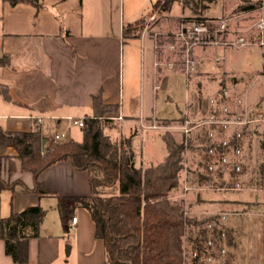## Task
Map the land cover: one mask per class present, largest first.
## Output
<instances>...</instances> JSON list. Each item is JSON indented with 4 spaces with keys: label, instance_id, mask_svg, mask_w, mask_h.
Instances as JSON below:
<instances>
[{
    "label": "crops",
    "instance_id": "obj_1",
    "mask_svg": "<svg viewBox=\"0 0 264 264\" xmlns=\"http://www.w3.org/2000/svg\"><path fill=\"white\" fill-rule=\"evenodd\" d=\"M215 1L209 0L205 6ZM219 1L215 13L204 15L201 12V15L217 17L230 11L229 0ZM140 3L141 0H133L134 10L129 6L126 13L124 0H40L37 10L29 3L11 6L12 15L6 21L3 19L0 25V55L10 54L9 66H0V83L8 87L10 96V100H5L0 95V126L19 131L39 129L46 137L47 147L56 132L63 131L67 137L71 119L92 114V98L101 92L104 103L117 105V111L106 116L120 120L118 133L123 137L130 136V145L132 130L158 132L157 129H147L143 122L151 124L153 120L166 118L156 115L155 105L158 89L167 85L168 72L163 75L157 67L159 54L155 40L146 28L138 36L124 37L122 32L125 24L141 17L134 16ZM243 3L241 1L234 6L239 11L237 30H244L246 37L253 40L257 37V30L255 26L246 28L245 23L256 8L239 9L245 5ZM166 13L156 16L151 22V31L154 29L158 34L176 31L178 19L187 11L176 17ZM124 16H127L126 19ZM262 40L261 47H264V33ZM126 41H132V44L129 43L125 49ZM253 46L257 45L219 48L217 53L220 57L224 56L221 65L226 73L247 75L246 78H249L246 97L247 101L254 102L245 101L243 107L251 116H256L264 113V88L255 92L258 80L253 75L260 76L256 72L264 66V48L261 50L260 67L248 69L240 66L230 70L224 59L228 51ZM202 55V71L212 69L210 66L213 64L209 65L211 50ZM124 61L127 62L126 68ZM197 84V91L200 92L201 82ZM207 106L209 109L208 103ZM118 115L121 118H115ZM36 117H40V121ZM258 129L263 131L261 138L264 141V122L258 124ZM257 136L252 139L254 155L250 171L243 179L247 180L248 174L250 177L257 175L261 164L263 186L260 191L264 193V145L261 155H258ZM151 148L150 142L143 148L146 161L141 165L159 162L151 160ZM147 157L150 159L147 160ZM0 178L11 184L0 192L1 217L28 206L39 205L44 209L39 235L27 240V260L14 261L0 238V264H103L102 242L94 236L88 212L62 200V197L90 194L86 170L76 169L69 158L51 163L37 175V180L49 191L40 196L32 190L35 181L32 170L22 168L16 150L0 142ZM251 197L255 208H259L260 204L264 206V202ZM237 201L224 196L218 198L217 204L225 206ZM255 213L258 211H251L249 223L247 218L244 225L240 223L241 234L245 226L244 233L250 230V237L254 239V230L259 224ZM72 215L77 217L75 224L70 222Z\"/></svg>",
    "mask_w": 264,
    "mask_h": 264
},
{
    "label": "trees",
    "instance_id": "obj_2",
    "mask_svg": "<svg viewBox=\"0 0 264 264\" xmlns=\"http://www.w3.org/2000/svg\"><path fill=\"white\" fill-rule=\"evenodd\" d=\"M13 6L17 3H29L35 10L40 0H3ZM172 0H155L151 11L133 22L123 26V36H138L147 18L156 13L166 12ZM260 0H254L239 9L261 6ZM183 5V4H182ZM10 64V54L0 55V66ZM0 95L10 100L8 87L0 83ZM117 105L106 104L101 92L92 98V114L83 117L80 127L82 139L75 141L67 137L54 141L41 148L44 137L39 129L32 131L8 130L0 126V142L12 146L20 158L21 167L32 170L34 185L32 190L42 196L48 194L42 182L37 180L38 173L51 163L69 158L78 170H86L90 194L87 196L62 197L64 202L83 207L89 214L94 226V236L102 242L103 264H189L187 251L190 246L197 247L202 253L207 238L214 242L217 252L222 244L219 235L217 216H191L185 207L183 198L176 199L173 194L182 187L181 172L186 163L192 183L199 185L211 182L216 187H231L236 181H242L249 170V153L235 158L230 153V162L215 164L213 170L207 166L215 158L207 152L210 145H217L208 137L207 125L197 127L193 137L181 134L177 138L169 131H163L166 154L157 163L135 165L134 151L130 145V136L118 133L119 122L107 117L115 113ZM184 116L157 120L167 124L182 120ZM115 132V135L112 134ZM246 150H252L249 127L244 126ZM256 136L263 131L256 129ZM222 132H218V136ZM231 147L237 140L233 133L228 134ZM195 140V141H194ZM245 140L242 141L244 144ZM46 143V142H45ZM217 152L225 151L216 146ZM228 151V150H227ZM193 153L188 164L185 154ZM251 153V152H250ZM240 164L236 170L234 162ZM263 169L258 167V181L262 182ZM252 180H250L251 183ZM11 186L0 178V192ZM44 209L39 205L28 206L19 212H10L0 216V238L4 240L5 250L17 262L27 260V240L39 235V226ZM212 223L208 228L207 224ZM223 241L227 249L226 264H230L231 229L225 228ZM230 257V258H229ZM217 258V256H216ZM196 264H206L200 258Z\"/></svg>",
    "mask_w": 264,
    "mask_h": 264
},
{
    "label": "rangeland",
    "instance_id": "obj_3",
    "mask_svg": "<svg viewBox=\"0 0 264 264\" xmlns=\"http://www.w3.org/2000/svg\"><path fill=\"white\" fill-rule=\"evenodd\" d=\"M129 1L130 2H128V0H124L125 13L127 12V7L131 6L130 8L133 9V0ZM241 1L242 3L246 2L243 3L246 5L249 4L250 0H229L228 3L231 7L230 11L217 17H205L201 15V12L204 15L215 13L220 5L219 0L209 3V6H205L209 0H172L169 9L166 11L168 16H180L182 13L187 11L184 16L178 19V28L174 32L167 31V33L163 32L158 34L156 31H154V29L151 31V22L154 21L156 17L154 20L148 19L150 21H148L143 26L142 30L146 28L147 33L150 34L155 40L156 52L159 54L157 67L163 75L168 72L167 85L165 87H160V89L157 91L158 93L155 112L158 117L175 118L180 115H184L189 120H191V124L193 126L196 120L207 113L206 110H208V97L216 93L221 86H225L230 89L233 95L237 94L242 99V107L245 105V101L248 103L254 102L253 100L247 101L245 88L250 82L249 78H246L247 75L237 76L232 75L231 73H226L224 71V67H222L223 65H221L223 60L222 57L224 56L221 54L222 57H220L217 53L219 48L228 49L242 47L243 45L240 44H228L236 37L238 38V36H242L246 41H248L246 44H244V46L247 44H256L257 46L243 47L233 51H228L224 58L226 67L230 70H236V68H240V66L241 68L249 69L251 67H260L262 65L261 50L264 47H261L263 45L259 43V33L257 32V37L255 36V38L252 40L246 37L244 30H237L239 11L238 9L234 8V6ZM154 2L155 0H141L140 6L135 9L134 16L140 17L149 13ZM259 4L261 5V0ZM185 8H187V10ZM11 10V5L3 0H0V25L3 22V19L6 21L10 18L12 15V13L10 15ZM163 13L165 12H161L157 16H161ZM124 17L126 19L127 16ZM261 17L264 18V5L262 7H256L255 13L251 15L250 18H248V21L245 23V27L248 26L246 28H249L250 26H255V23ZM225 18L228 20L226 28L220 31L218 22L219 20ZM205 19H207L206 24L209 29V34L212 37L211 41L206 43L199 42L196 44H191L190 42H185L188 40L186 35L185 37H181L179 35L182 28H187V26H189L193 21L198 22ZM131 42L126 41L124 43L125 49L129 46V43L132 44ZM207 50H211V57L209 58V61L211 62L209 65H213L210 66L212 69L208 71H202V64L204 60L201 57L203 56L202 54H206ZM124 64V67L126 68L127 62L124 61ZM256 73H258L260 76L257 78L253 75V78L255 77L258 80L255 82V92H260L261 89L264 88V66L260 67ZM199 82H201L202 87L200 92L197 91V83ZM238 83H242L241 85L243 86L240 87L241 85ZM254 100H258V97ZM115 120L120 121L118 119ZM167 124H173V122H168ZM143 125L147 129L150 128L148 122H143ZM157 130L158 132L152 133L149 131L145 132L144 130L138 132H134L132 130V135L130 132H128V135H131V146L135 154V165L139 166L143 163V161H146L144 159L145 156H143V148H145L149 142L151 143L152 147L151 157H153V159L151 160L160 161L163 159L166 152L164 141L161 138V133L163 131L162 129ZM167 130L173 133L177 138L181 137V133L178 130ZM196 130L197 127H192L188 135L193 137ZM112 134L115 135V132H112ZM261 137L256 139V141H258L256 144L258 143L257 146L259 148L258 155H261V149H263L264 145V141ZM67 138L80 141L82 139L80 127L70 123V131L67 135ZM245 143L246 140L242 146V153H249V157L253 158L254 151L249 150L248 152V150H246ZM192 154L193 153L191 152H187L185 154L189 165H191L190 157ZM146 159L148 160L150 158L147 157ZM186 166V163H184V167ZM250 166L251 160L249 170ZM183 174L184 170L181 172V177ZM254 176L255 178L257 177L255 174ZM253 177H250L248 174L247 178L249 179V182L248 179L246 180L242 178V186L240 189L229 187L227 189L214 190L206 188H193L190 191L183 193V189L181 187L173 194L174 198L177 200L183 198L185 206L190 202V207L186 206L185 209L191 216L200 217L220 212L226 214L223 224L231 229L230 240L232 244L230 246V264H264V206L260 204V206H258L259 208H255V206H253L251 203V196H255V198L264 202V193L260 191L262 190L263 185L262 182L259 183L257 177L256 188H252L253 185L250 183V180H252ZM224 196L239 201H237L238 203H232L225 206L218 205V198H222ZM254 210L258 211L257 214L255 213V218L259 221V224L256 225V230H254V237L256 236L255 239L250 237V230L244 233L245 226L242 227V234V230L240 228V223H242L241 226L244 225L246 218L249 223V219L251 218L250 216L252 215L251 211ZM240 236H242V238ZM240 238L243 239V247L241 246ZM252 254H254L255 257ZM248 259H250L248 262H252L248 263Z\"/></svg>",
    "mask_w": 264,
    "mask_h": 264
},
{
    "label": "built area",
    "instance_id": "obj_4",
    "mask_svg": "<svg viewBox=\"0 0 264 264\" xmlns=\"http://www.w3.org/2000/svg\"><path fill=\"white\" fill-rule=\"evenodd\" d=\"M264 5V0H261V7ZM156 17V13H152L148 19L154 20ZM148 20V21H150ZM207 19L203 21L195 22L193 21L187 28L181 30L179 34L181 37H188V40L185 42H190L191 44L196 43H206L211 41L212 37L209 34V29L206 24ZM227 19H221L218 22L220 31L224 30L227 25ZM257 32L259 33V43L263 44V33H264V18L261 17L255 23ZM248 41H246L242 36L236 37L234 40H231L228 44L231 45H244ZM207 103L209 105V109L207 113L200 117L198 120L194 122L192 126L191 120H189L186 116L183 117L182 120H176L173 124H159L157 121L153 120L151 124H149L150 128L153 129H162V131L170 130H178L182 135L187 136L191 131L192 127H199L202 125H207L208 127V137L212 141H217V145H210L207 148V152L214 156L212 162H210L207 166L208 170H213L215 164L225 165L230 162V153L236 159L239 158L242 154V141L246 140V134L242 132V128L244 126L249 127V131L252 137L256 136V129L258 128V124L264 122V113H259L256 116H251L248 111L241 106L242 99L237 95H233L230 89L225 86H221L219 90L213 95L209 96L207 99ZM115 118H121L120 115ZM37 121H40V117H36ZM71 123L81 127L83 125V117L71 119ZM221 131L222 134L218 136V132ZM233 133L235 139L237 140L236 145L231 147L228 139V134ZM66 138V133L56 132L53 135L52 140H62ZM216 146L219 147L221 152H217ZM228 150V151H227ZM234 166L236 170H240V164L237 161L234 162ZM184 174L182 175V189L183 193L190 191L191 189H227L228 187H216L213 183L209 182L206 185H199L198 183L191 181L189 173L184 167ZM257 177L252 178L251 184L252 188H256ZM192 184V185H191ZM241 182L236 181L235 184L229 188L240 189ZM217 216L218 227H219V235L222 239V244L217 252L214 251V242L213 239L209 236L206 240L203 253L195 246H190L187 251L189 264H196L198 261L203 259L206 264H226L225 259L227 258V249L224 245L223 241L226 237L227 228L223 223L225 219V213H215ZM76 215H72L70 218V222L72 224L76 223ZM208 228L212 227V223L207 224ZM217 256V258H216Z\"/></svg>",
    "mask_w": 264,
    "mask_h": 264
},
{
    "label": "water",
    "instance_id": "obj_5",
    "mask_svg": "<svg viewBox=\"0 0 264 264\" xmlns=\"http://www.w3.org/2000/svg\"><path fill=\"white\" fill-rule=\"evenodd\" d=\"M45 142H46V139H45V138H43V139H42V142H41V147H42V148H43V146H44Z\"/></svg>",
    "mask_w": 264,
    "mask_h": 264
}]
</instances>
